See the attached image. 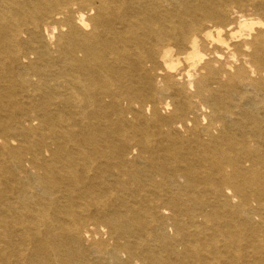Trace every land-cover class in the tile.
I'll use <instances>...</instances> for the list:
<instances>
[{
	"label": "bare ground",
	"instance_id": "bare-ground-1",
	"mask_svg": "<svg viewBox=\"0 0 264 264\" xmlns=\"http://www.w3.org/2000/svg\"><path fill=\"white\" fill-rule=\"evenodd\" d=\"M0 264H264V0H0Z\"/></svg>",
	"mask_w": 264,
	"mask_h": 264
}]
</instances>
